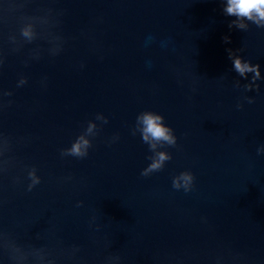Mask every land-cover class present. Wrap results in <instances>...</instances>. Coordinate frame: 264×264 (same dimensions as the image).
I'll use <instances>...</instances> for the list:
<instances>
[{
    "label": "water",
    "instance_id": "1",
    "mask_svg": "<svg viewBox=\"0 0 264 264\" xmlns=\"http://www.w3.org/2000/svg\"><path fill=\"white\" fill-rule=\"evenodd\" d=\"M225 4L0 0V264H264V28ZM145 111L177 137L147 177Z\"/></svg>",
    "mask_w": 264,
    "mask_h": 264
},
{
    "label": "clouds",
    "instance_id": "2",
    "mask_svg": "<svg viewBox=\"0 0 264 264\" xmlns=\"http://www.w3.org/2000/svg\"><path fill=\"white\" fill-rule=\"evenodd\" d=\"M223 11L226 16L236 17L235 20L229 23V28L235 26L239 29H247L248 24L245 21H251L258 27L264 28V0H226ZM22 35L31 41L32 34L30 31L24 30ZM225 43H230L229 37H225ZM229 57L233 61L234 70L240 76L246 78L248 73H254L253 81L261 78L258 64L252 65L250 62L244 61L242 57L237 56L231 49H229ZM24 83H26V80L22 79L20 84ZM247 87L250 89L252 86L248 85ZM97 119L107 123V118L102 114H99ZM164 120L165 117L163 115L154 111L142 112L137 117L133 134L138 131L141 134L142 141L149 145V149L153 153L149 157L151 163L142 171V176L147 177L153 172L162 170L165 163L172 159L169 152L159 150L164 145L176 146L177 144L174 130L166 125ZM96 129L97 124L89 122L86 132L81 134L70 148L63 150L62 155H71L79 158L86 157L89 148L92 146L89 136L95 135ZM258 152L264 153V146L258 149ZM29 178L31 179L29 190H31L32 187L40 183V177L36 175V170L33 169L29 173ZM194 181V174L190 171H185L173 179V187L175 189L183 188L185 192H189L193 188Z\"/></svg>",
    "mask_w": 264,
    "mask_h": 264
}]
</instances>
